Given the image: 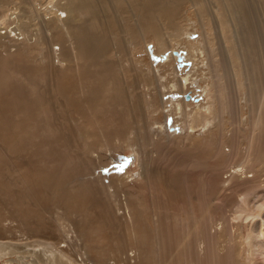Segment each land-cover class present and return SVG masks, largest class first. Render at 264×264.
Segmentation results:
<instances>
[{
    "label": "bare ground",
    "instance_id": "bare-ground-1",
    "mask_svg": "<svg viewBox=\"0 0 264 264\" xmlns=\"http://www.w3.org/2000/svg\"><path fill=\"white\" fill-rule=\"evenodd\" d=\"M127 7L129 17L123 14ZM189 7L199 19L198 41L183 19ZM1 9L11 11L8 18L20 28L0 27V36L26 39V44L11 72H3L0 60V182L7 186L0 197L16 199L8 206L0 202V254L32 253L28 264H84L75 258L79 249L98 264H248L264 258V180L248 174L264 163V22L257 20L264 0H22L11 9L0 3ZM109 10L115 15L107 22L103 12ZM117 17L125 20L129 46L144 43L151 50L156 40L161 53L171 41L165 55L171 65L178 55L182 61L178 48L187 44L193 61H202L192 69L204 73L207 67L200 94L205 104L193 105L185 97L191 66L170 92L164 86L152 92L156 78L130 69L140 62L136 59L113 65L107 80L98 71L94 98L88 68L104 70L109 66L104 58L121 57L123 42L109 30L121 22ZM220 31L222 54L211 44ZM20 46L11 40L2 44L0 58ZM31 46L39 49L36 56ZM157 67L147 69L156 74ZM75 95L83 105L114 103L101 118L93 117L103 132L77 121L60 122L59 108H47L49 102L79 107ZM140 109L151 113L145 125H140ZM159 111L169 117L167 123L151 119ZM43 118L52 129L46 136ZM173 121L183 134L171 135L170 130H181ZM157 129L162 137L169 132L166 144L156 138ZM171 143L170 150L164 148ZM125 149L136 156L137 170L118 167L104 176L98 169L120 159ZM202 165L205 181L197 194L193 178ZM239 188L246 193L235 197ZM224 195L234 208L232 220L229 214L216 219L208 213ZM31 240L38 247L30 249Z\"/></svg>",
    "mask_w": 264,
    "mask_h": 264
},
{
    "label": "rangeland",
    "instance_id": "rangeland-1",
    "mask_svg": "<svg viewBox=\"0 0 264 264\" xmlns=\"http://www.w3.org/2000/svg\"><path fill=\"white\" fill-rule=\"evenodd\" d=\"M21 1L22 0H0V3L6 4L8 6V8L11 9V7L16 6ZM47 6L50 7L51 6L50 3H47L45 5V7H47ZM190 7L186 11V13L184 14L183 19L186 20L187 31L190 32L193 39L198 41L199 38L201 37V33L199 30V19H198L197 14ZM128 11H129L128 7L123 10L124 16L129 17L132 15V13L128 12ZM10 12L11 11H9L8 13H4V11L1 9L0 27L3 28L1 30L4 31V30H9V28H15V30H17V32H18L19 30L16 28H20V25H19L20 23L15 22V21H11L8 18V15L10 14ZM29 12H31V11H29ZM113 15H115V14H111L110 10L108 12H103V16H105L107 18L106 19L107 22L109 20H111V17ZM256 19H257V17H256ZM114 20H121V22H118V23L113 22V24L110 25V27H109V30L116 32L119 35V38L121 39V41L123 42L121 44V48H122L121 57H116V56L110 54L109 57L104 58V60H107L109 62V66L104 70H101L100 68H96V67L88 68L90 70V73H91L90 79H89V82H90L89 85H90L91 91L94 93V98L96 96L95 95L96 91L99 88V84H98L99 80L101 79L96 73L98 71L104 72L103 77H104V79L107 80V78H108L107 70L109 68H112L113 65L117 66L120 62L131 63V60H133V59L140 61L139 63L136 64V66L131 64L130 69L132 72H136V71L143 72L146 75V78H148V79L156 78L155 85H152L150 87L151 90L153 89L152 92H156L158 90V87L160 89H162L163 86L165 87V89L163 91H165V92L169 91L170 92V90H171L170 86H171L172 82H174V84H176L177 83L176 81L180 82L181 81L180 79L183 78V76L187 75V71L185 70L187 67L191 66V70H193L194 67H201V65H202L201 59H197L194 62L192 59V58H194L193 54H191L189 47L185 43H181L180 44L181 46L178 48V51L179 52L181 51V54L184 56L182 61L180 62L179 59L176 58V61L177 60L178 61L177 62L175 61V63L173 62L172 65H171V63H168V60L165 58V55L168 52L167 48L171 44V41L166 40L167 44H166V46H163V49L161 52L162 53L161 58L159 55L161 53L158 52L159 50H158V44H156V40H152V42L150 43V46L152 47L151 50L148 48V45L144 44V43L141 44L140 48H136L134 43L132 44V46H129L127 41H126V37L128 35L125 34V32H127V29H126L127 25L125 23V20L122 17H117ZM257 20L260 22L261 21L264 22V13L259 14ZM258 21H257V23H258ZM213 22H214V25L216 26V28L219 29V26L215 22L214 18H213ZM188 23H190L191 25H189ZM36 25L37 24L34 23L32 25V29H36L37 28ZM7 26H8V29H7ZM208 26H210L209 21H208ZM10 40L16 44H21V46L18 48L10 49L9 55H6L3 59L0 58V60H2L3 64L5 65L3 72H7V71L11 72L13 70L12 66L19 60L18 52L26 44V39H24V40H12L10 36H0V56L2 53L1 45L9 42ZM211 44L219 47L221 54L223 53L224 45H223V40H222V36H221V31L216 32L214 34L213 39L211 40ZM129 49L132 50L131 54L128 53ZM195 49L197 50V54H199V52L201 53V50L199 47H196ZM30 51H31V55H34V56H36L39 53V49L36 46H31ZM185 57L189 58V59L187 60V59H185ZM159 58H160V60H159ZM186 60L189 64H185ZM22 62H25V58L22 60ZM153 63L158 65V67H157L158 72L156 74L153 73V70L147 69ZM206 68L205 67L203 68L205 70L204 73H200L201 72L200 68L197 70H193V72L190 73L189 78L192 82L189 83L191 86H189V88L186 91L188 92V94L190 96L188 99L192 101L193 105H197V102L202 104V105L205 104V102H202V100H206V98L200 97L201 96L200 94H202V91L205 89V86H206L207 80L205 81V79H207V78L204 77V75L207 74ZM132 76H133V73L129 72L128 78H127L128 82L133 81ZM116 80L117 81H124L122 79H116ZM36 81H39V79L36 78ZM142 85L144 86L143 91L146 93L145 84L142 83ZM166 88H168V89H166ZM183 88H185V85H183ZM231 90H236L235 85L231 86ZM112 93H113V95L117 96L116 92L113 91ZM168 96H170V95H167L166 97H168ZM100 97L102 98V96H100ZM174 97H176V96H174ZM185 97H186V93H185ZM243 97L245 98V96H243ZM244 98L241 99V104L244 107V110L242 113L243 117L241 120L242 122H246V120H248L247 119L248 118V105L246 103V99H244ZM232 101H233L234 108L236 110L240 109L239 106L237 105V99L235 97H232ZM73 102L75 104H78L79 107H73L72 104H63L61 102H60V107H59L56 103L49 102L50 104H47V108L52 109L54 106H57L59 108L58 116H59L60 122L77 121L81 126L88 125V128H92L93 131L96 133L103 132V130L100 128V126L93 125V117H95V114L97 113L101 118L107 111H111V107L113 106L114 103H108V102L104 101L103 104L101 106H99L98 104H95L92 101L91 105L90 104H86V105L84 104L83 105L82 104V98L79 95H75L73 97ZM132 102H135V96L132 97L131 101L128 103V106H130V104ZM236 110H235V112H236ZM137 111H139V110H137ZM139 114L141 117L140 125H145L146 124L145 118L149 119L151 117V113L148 110L140 109ZM232 115L233 114L231 113L230 116H232ZM152 117L153 118H151V119L154 120L155 122L167 123V117L168 116H166V114H162L161 111H159V113L157 112L156 114H153ZM43 119H44L45 123L47 124L45 132H44V135L46 136L47 132L51 131L52 129L50 128V125H51L50 121L46 120L45 118H43ZM173 122L177 123V125L179 126V128L181 130L180 131L170 130L169 132L171 133V135L174 134V131H175V133L177 132L178 134H183L184 128L177 121H173ZM163 124L161 125L160 123H158L157 125H158V127L159 126L162 127ZM173 124H172V126H174ZM154 132H155L156 138L158 137V141L161 144H166V137H168L169 132H167L164 135V137H162L161 130L157 129ZM171 145H172V143L169 145H164V148L170 150ZM123 151H125V152H124V155H122V157H121L122 159L120 158L121 160L120 159H114V160L111 159V162H106L98 170H100L104 176H108V174H110V173L112 174L113 173L112 171H115L113 169H117L118 167L123 169L124 171H127V172H135L137 170V165H136V160H135L136 156L129 149H125ZM168 154H166V156ZM248 174L249 175L258 174L264 180V163H263L262 167L261 166L259 167L258 172H254V173L249 172ZM205 175H206V168H205V165H202L201 166V173L195 174L194 178H193L194 183H195V190H196L197 194H201L203 192L202 185L205 181ZM94 176H97V175L94 173ZM11 186L12 185H9L8 188H11ZM6 187H7L6 185H3L0 182V192L3 191L4 188H6ZM220 188H223V187L220 186ZM220 188L219 187L218 188H210L209 192L212 194H215L217 190H221ZM228 192L231 193V191H228ZM244 193H246L244 188H239L237 191H235L234 196L238 197L239 195L244 194ZM227 196H229V194H227ZM227 196L224 195L223 199H220L218 201L219 202L218 206L213 211L208 212L209 215H211V216L213 215V217L216 219L222 218L224 216V214L225 215L229 214L230 219H231V217L232 218L234 217V216H232L234 214V210H233L234 208L232 206H230V204L227 205V202H225L226 199L228 198ZM182 198H183V196H180L179 199H182ZM15 200L16 199H12L9 196H5V195L0 197V202L3 203L4 205H7V206L12 204ZM176 207H178L180 210H183V208H184V206L182 204H177ZM48 218L49 217H46L44 224H48ZM164 223H166V222L164 221ZM168 223H170V222H168ZM14 238H20V237L16 236ZM0 240H1V238H0ZM29 243H30V245H29L30 249H33L34 247H38V244H39L36 240H31ZM80 251H82V249L77 250V252L75 254V258L77 259V261H79L80 263H84V264H86V263L87 264H98L97 261H95V259H93L90 255L86 256L83 253V251L82 252H80ZM28 256H31V258L35 257L32 253H25L23 255L19 254V253L18 254L14 253L13 255L12 254H6V255L0 254V264H28L30 262V259L28 258ZM256 258H258V259H256ZM256 258L252 260L253 263L250 262L248 264H264V258L262 256L256 257ZM81 260L83 262H81ZM215 260H217V259H215Z\"/></svg>",
    "mask_w": 264,
    "mask_h": 264
},
{
    "label": "water",
    "instance_id": "water-1",
    "mask_svg": "<svg viewBox=\"0 0 264 264\" xmlns=\"http://www.w3.org/2000/svg\"><path fill=\"white\" fill-rule=\"evenodd\" d=\"M173 52H174V53H177V50H176V49H174V50H173ZM178 59H181L180 55H178ZM188 96H189V94H188V93H186V97H188Z\"/></svg>",
    "mask_w": 264,
    "mask_h": 264
}]
</instances>
